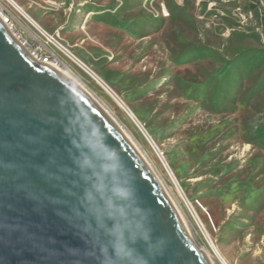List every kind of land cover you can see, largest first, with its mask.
Wrapping results in <instances>:
<instances>
[{
  "label": "rangeland",
  "instance_id": "rangeland-1",
  "mask_svg": "<svg viewBox=\"0 0 264 264\" xmlns=\"http://www.w3.org/2000/svg\"><path fill=\"white\" fill-rule=\"evenodd\" d=\"M11 1L132 115L60 55L151 161L194 242L227 264H264V0ZM0 12L42 42L7 0Z\"/></svg>",
  "mask_w": 264,
  "mask_h": 264
},
{
  "label": "water",
  "instance_id": "water-1",
  "mask_svg": "<svg viewBox=\"0 0 264 264\" xmlns=\"http://www.w3.org/2000/svg\"><path fill=\"white\" fill-rule=\"evenodd\" d=\"M93 129L96 150L83 139ZM108 152L117 158L115 173ZM117 187L132 197L120 198ZM117 245L130 255L117 257ZM142 260L208 264L109 117L76 84L31 57L0 17V264Z\"/></svg>",
  "mask_w": 264,
  "mask_h": 264
},
{
  "label": "bare ground",
  "instance_id": "bare-ground-1",
  "mask_svg": "<svg viewBox=\"0 0 264 264\" xmlns=\"http://www.w3.org/2000/svg\"><path fill=\"white\" fill-rule=\"evenodd\" d=\"M7 2L13 6V8L18 12H21V14H23V18L35 29H40L36 23H34L30 18H28L27 16L24 15V13L22 11H20V9L11 1V0H7ZM0 17L1 13H0ZM41 33L43 34H47L45 33L43 30H41ZM25 48V47H24ZM68 58V57H67ZM69 59V58H68ZM70 60V59H69ZM71 62H73L72 60H70ZM75 65H77L79 68H81L83 71H85V73H87L92 79H94V81H96L97 85L106 92V94L108 96L111 97V99L114 101V103L117 104V106L119 108H121L125 114L128 116V118L131 121H135L134 118L132 117V115L124 108L123 104L120 102V100L114 96V94L109 91V89H107L102 83H100L98 80L95 79V77L84 67H82L81 65L77 64L76 62H73ZM51 67H53L55 70H57L59 73H61L63 76H65L67 79H69L70 81H72L74 84H76L79 88H81L94 102L95 104L98 105V107L109 117V119L113 122V124L119 129V131L125 136V138L130 142V144L133 146V148L136 150V152L139 154V156L141 157V159L143 160V162L146 164V166L148 167V169L151 171V173L153 174L154 178L156 179V181L159 183V185L161 186L162 190L164 191V193L166 194V196L168 197L169 201L171 202V204L173 205L174 209L176 210L180 220L182 221V224L184 225L187 233L189 234V236L191 237L194 245L196 246V248L204 255L206 261L208 262V264H227L223 258L219 255V253L211 247L210 243L208 244L209 250L208 249H204L200 246H198L193 238H192V234L190 233L189 230V225H188V221H186L185 219V215L183 214L182 210L180 209V207L178 206V204L176 203V201L174 200L172 194L170 193L168 187L166 186L165 182L158 176L155 167L152 165L151 161L148 159V157L139 149V147L137 146V144L135 143L133 137L128 134L122 127V125L119 123V121L96 99V97H94L91 92L88 91V89L81 83L79 82L76 78H74L72 72L70 70L64 71L62 69H66L65 66H57L56 63H49L47 64ZM140 126V125H139ZM138 125L137 127L140 130V133L142 134V136L144 137V139L147 140V142L150 144V140L148 135L144 132V130L142 128H140ZM152 143V140H151ZM165 167V166H164ZM166 172L168 173V175L171 177V175L169 174V170L166 169ZM176 192L177 194H179L181 196L180 191L178 190V188L176 187ZM201 227V226H200ZM203 229V227H201V230Z\"/></svg>",
  "mask_w": 264,
  "mask_h": 264
},
{
  "label": "built area",
  "instance_id": "built-area-1",
  "mask_svg": "<svg viewBox=\"0 0 264 264\" xmlns=\"http://www.w3.org/2000/svg\"><path fill=\"white\" fill-rule=\"evenodd\" d=\"M1 13V12H0ZM1 18L4 20L6 25L9 27V29L12 31L14 34L15 38L21 43L23 47L28 51V53L33 57L35 60L44 63V64H49V63H56L57 66H62V61L60 59V55H63L64 57H68L70 60L73 62H76L77 64L81 65L82 67L86 68L81 61L77 59V57L66 47H64L57 39L56 35H51V34H43L41 33V29H35L40 38L42 39L41 43H37V47H32L31 45V40L26 41L23 39L22 35L15 29V27L12 25V22L9 20L7 16L2 15L1 13ZM67 58V59H68ZM87 69V68H86ZM88 70V69H87ZM150 144H151V138L149 137ZM161 164H165L162 161V158L159 154H157ZM184 200V199H183ZM187 201V200H186ZM184 200V203L186 204V207L188 209V212L190 214L191 219L195 223L198 231L200 232L201 236L206 240L205 235L203 233V230H201V224L197 220V214L194 209H192V203L186 202Z\"/></svg>",
  "mask_w": 264,
  "mask_h": 264
},
{
  "label": "clouds",
  "instance_id": "clouds-1",
  "mask_svg": "<svg viewBox=\"0 0 264 264\" xmlns=\"http://www.w3.org/2000/svg\"><path fill=\"white\" fill-rule=\"evenodd\" d=\"M80 116H82V115H80ZM80 116H77L75 118V121H71L70 120V123H75V122L79 121ZM87 119L88 118L84 117L85 123H87ZM80 127H81V130L83 131L84 124H81ZM96 137H97V131L94 130V129L92 130L90 135L88 133L84 132L83 139H84L85 145L87 147L91 148L92 150H96L97 148H99L100 147V142H97ZM73 143L75 144L76 142L73 141ZM107 158L109 160L113 161V163L109 166V170H111L113 173H115L118 170V167H119L118 163L116 162L117 158H116L115 154L112 153V152H108L107 153ZM84 163L87 164L88 161L85 160ZM115 192L122 199H129L133 195V192L130 189L123 188V187H117L115 189ZM140 227H141V225L137 224V228H140ZM142 238L145 241H148V239H149L148 233L145 232L143 234ZM102 251L105 252V253L107 252L106 249H102ZM114 251H115V254H116L117 257H123V256L130 255L129 253L125 252L124 248L122 246H120V245L115 246ZM142 264H147V261L146 260H142Z\"/></svg>",
  "mask_w": 264,
  "mask_h": 264
}]
</instances>
